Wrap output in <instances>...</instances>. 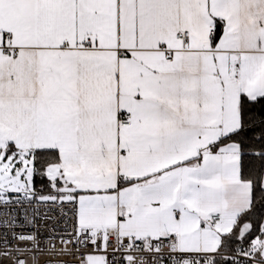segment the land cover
Wrapping results in <instances>:
<instances>
[{"label": "snow or ice", "instance_id": "1", "mask_svg": "<svg viewBox=\"0 0 264 264\" xmlns=\"http://www.w3.org/2000/svg\"><path fill=\"white\" fill-rule=\"evenodd\" d=\"M0 264H264V0H0Z\"/></svg>", "mask_w": 264, "mask_h": 264}]
</instances>
